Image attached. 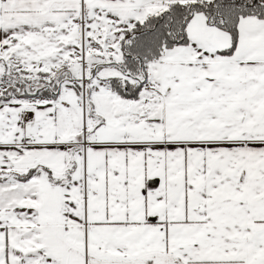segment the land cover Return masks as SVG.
Wrapping results in <instances>:
<instances>
[{
	"label": "snow or ice",
	"instance_id": "obj_1",
	"mask_svg": "<svg viewBox=\"0 0 264 264\" xmlns=\"http://www.w3.org/2000/svg\"><path fill=\"white\" fill-rule=\"evenodd\" d=\"M0 264H264V0H0Z\"/></svg>",
	"mask_w": 264,
	"mask_h": 264
}]
</instances>
